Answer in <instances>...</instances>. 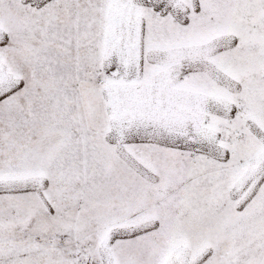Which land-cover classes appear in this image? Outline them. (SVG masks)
Masks as SVG:
<instances>
[{
  "label": "snow or ice",
  "instance_id": "obj_1",
  "mask_svg": "<svg viewBox=\"0 0 264 264\" xmlns=\"http://www.w3.org/2000/svg\"><path fill=\"white\" fill-rule=\"evenodd\" d=\"M0 264H264V0H0Z\"/></svg>",
  "mask_w": 264,
  "mask_h": 264
}]
</instances>
